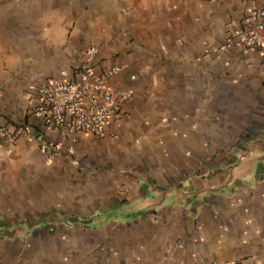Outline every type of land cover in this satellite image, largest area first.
Listing matches in <instances>:
<instances>
[{
	"label": "crops",
	"instance_id": "0c3cea01",
	"mask_svg": "<svg viewBox=\"0 0 264 264\" xmlns=\"http://www.w3.org/2000/svg\"><path fill=\"white\" fill-rule=\"evenodd\" d=\"M248 11L246 0H0V123L12 126V89L27 121L34 79L79 71L84 57L66 66L69 36L90 43L84 56L99 46L102 66H125L110 85L132 94L106 138L51 133L63 144L52 162L32 138L0 144V264H264V140L237 158L204 154L211 133L239 130L242 94L244 109L264 101V58L225 48ZM87 153L120 173L72 205L12 187L41 160Z\"/></svg>",
	"mask_w": 264,
	"mask_h": 264
},
{
	"label": "built area",
	"instance_id": "2783aa9c",
	"mask_svg": "<svg viewBox=\"0 0 264 264\" xmlns=\"http://www.w3.org/2000/svg\"><path fill=\"white\" fill-rule=\"evenodd\" d=\"M246 1L248 14L240 26L228 34L225 48L233 50L239 46L258 52L264 58V0ZM124 68L102 66L100 47L90 46L75 76L45 79L31 87L30 118L12 126L0 123V144L14 145L20 138H32L44 160L52 162L63 150L62 143L49 138L53 132L91 133L99 139L106 138L122 117L123 102L132 95L117 92L110 85V80ZM213 264L248 263L230 260Z\"/></svg>",
	"mask_w": 264,
	"mask_h": 264
},
{
	"label": "rangeland",
	"instance_id": "374dc122",
	"mask_svg": "<svg viewBox=\"0 0 264 264\" xmlns=\"http://www.w3.org/2000/svg\"><path fill=\"white\" fill-rule=\"evenodd\" d=\"M69 33H72V26L68 29ZM67 36V35H66ZM66 46L65 55H66V66H70L71 70H75V66L77 63L79 64L84 57V50L88 46V44L81 42L78 46L72 45V38L65 37ZM71 43H68L70 42ZM15 55V54H14ZM12 55V63L14 64V69L12 71V77L15 80H23L20 78L25 73V69L22 71L18 68L16 70V64L20 62L19 54L18 57H14ZM14 57V58H13ZM28 72L25 75L24 79H27ZM33 79V78H32ZM49 79V78H47ZM34 79V83H38ZM23 84V83H22ZM23 86V85H22ZM14 87V86H13ZM16 88V87H14ZM251 93L254 86H249L248 90ZM19 91V90H18ZM14 89H12V125L22 123L27 119V113L29 111V102L26 107V102L23 98V90L20 91L19 94L16 93ZM252 94L251 96H254ZM248 94H242L240 96L239 101L234 102V106L239 107L241 105L242 111L241 115L238 116V113L234 116L237 122L242 121L237 130L236 127H233L232 132H224V133H211L209 142L205 148V155L208 157L215 158H237L243 155L241 146L245 145L249 140H264V133H260L259 130L264 128V101L259 100L257 97V106L256 108H246L244 109L243 104H246L243 100L245 97L247 98ZM19 97V98H18ZM250 97V96H249ZM18 98V99H17ZM243 98V99H242ZM17 101V102H15ZM30 101V100H29ZM227 103V102H226ZM251 104L253 102H250ZM256 103V102H255ZM232 111V110H231ZM249 113L250 117L247 118V114ZM238 116V118H237ZM233 119V120H234ZM257 127V132L251 133L249 129ZM262 136V139H258ZM257 137V139H255ZM90 153H87L86 156L89 157ZM81 161H84L83 163ZM144 162V160H142ZM107 163L105 165L104 163ZM65 165V166H64ZM143 167H145L143 165ZM114 167L111 164H108V160L105 156L96 158H82L76 159L72 161V163L65 162L62 166L46 163L41 160L38 165L33 166V168H29L27 173L25 174V178L18 183L15 182L14 178L16 174H12V187L19 188L27 191H31L33 196V201L37 202L41 197L43 192L49 191L52 194L62 195L64 197V205L68 206L69 204H74L77 196H82V198L89 193L90 190L94 189V180L97 183H106L105 181H100L102 176H106L109 173H120V169H113ZM31 170V172H30ZM29 171V172H28ZM123 173L125 171H122ZM108 183V182H107ZM93 186V187H92ZM80 198V197H79Z\"/></svg>",
	"mask_w": 264,
	"mask_h": 264
}]
</instances>
